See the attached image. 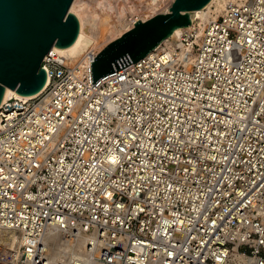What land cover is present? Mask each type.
Wrapping results in <instances>:
<instances>
[{
    "label": "built area",
    "instance_id": "built-area-1",
    "mask_svg": "<svg viewBox=\"0 0 264 264\" xmlns=\"http://www.w3.org/2000/svg\"><path fill=\"white\" fill-rule=\"evenodd\" d=\"M204 14L95 86L100 49H50L1 101L0 264H264V0Z\"/></svg>",
    "mask_w": 264,
    "mask_h": 264
},
{
    "label": "water",
    "instance_id": "water-1",
    "mask_svg": "<svg viewBox=\"0 0 264 264\" xmlns=\"http://www.w3.org/2000/svg\"><path fill=\"white\" fill-rule=\"evenodd\" d=\"M72 1L0 0V103L6 87L22 96L42 90L47 78L42 58L52 46L67 47L78 35ZM210 1L172 0L166 12L137 19L90 61L91 83L146 56L176 29L189 26L195 10Z\"/></svg>",
    "mask_w": 264,
    "mask_h": 264
},
{
    "label": "bare ground",
    "instance_id": "bare-ground-1",
    "mask_svg": "<svg viewBox=\"0 0 264 264\" xmlns=\"http://www.w3.org/2000/svg\"><path fill=\"white\" fill-rule=\"evenodd\" d=\"M96 1V0H95ZM123 1V0H122ZM214 0H211L210 2L207 3V5L204 7V8H201V9H197L195 10V13L193 14L192 16V19H194L195 17L198 18V17H201V18H204L205 17V14H204V11L206 8H208L210 6V4L213 2ZM115 2V1H114ZM136 2V1H135ZM160 2V1H159ZM172 0H168L166 3H165V8L163 7V12H166L171 4ZM79 3V4H78ZM139 3V2H138ZM136 4V3H135ZM140 4V3H139ZM138 4V5H139ZM156 4V2H155ZM159 4V3H158ZM92 5V3H91ZM133 5V3H132ZM219 6L221 4H218ZM135 6V5H134ZM92 7H94L92 9ZM90 6L89 3H85L84 1L81 2V0H73L71 5H70V11L73 12L76 17L78 18V21H79V32H78V35L75 39V41L67 46V47H56V46H52L51 50H55L57 51L58 53L66 56L70 62H75L76 60H79L80 56L82 53H84V51H86L87 49H89L90 47H94L96 49H99L98 45H101L103 43V41H101L99 39V36H100V26L97 24L98 23V19L100 18V10H104V9H110L111 7V4H110V1L109 0H98V2L96 1L95 2V5L93 6ZM115 4L113 6V9L115 10ZM123 7V6H122ZM122 7H118L117 9V13H120L121 11L124 10V8ZM126 7V6H125ZM151 7V6H150ZM127 8V7H126ZM128 8H129V12L130 10V7L128 5ZM152 8V7H151ZM139 9V8H138ZM137 10V9H136ZM107 10L104 11V14ZM128 11H126L128 13ZM133 10H131L132 12ZM135 11V10H134ZM133 11V12H134ZM111 12V11H110ZM124 12V11H123ZM130 12V13H131ZM140 12V11H139ZM103 13V12H102ZM101 13V14H102ZM115 13V12H114ZM113 15L115 17H118V15L114 14ZM107 14V13H106ZM121 14V13H120ZM125 14V13H124ZM137 14V13H136ZM135 14V15H136ZM139 14V13H138ZM147 13L143 14V11H142V15H146ZM150 14V13H149ZM103 15V14H102ZM101 15V16H102ZM130 15V14H129ZM107 16V15H106ZM122 16V15H121ZM124 16V15H123ZM131 16V15H130ZM137 16V15H136ZM135 17V16H134ZM138 17V16H137ZM145 17V16H144ZM148 17V16H147ZM103 18V17H102ZM107 18V17H106ZM133 18V17H132ZM120 19V18H119ZM138 18H135L132 20V23L135 22ZM145 19V18H144ZM144 19H141V20H144ZM108 20H111L110 18ZM112 20H117L118 19H113L112 17ZM112 23V24H111ZM87 25V26H86ZM110 25H111V32H112V35H114V30L116 29L117 25L116 22L113 23L112 21L110 22ZM109 25V26H110ZM89 26V27H88ZM185 28H189V26L185 27ZM123 29V28H122ZM127 29V28H126ZM183 28H178L176 29L173 33H172V36L173 38H175L176 36H178L180 34V32L182 31ZM108 31V30H107ZM117 32V31H116ZM106 33H109V32H106ZM122 32H120L117 36L115 37H118ZM116 34V33H115ZM112 36H108L106 38H108V41L107 39L105 38V40L107 42L111 41V39H114L115 37L113 38H110ZM110 39V40H109ZM104 44V43H103ZM83 62V61H81ZM12 95H15V96H22V95H19L15 92L14 89H11L9 87H6L5 90H4V94H3V97H2V100H5L7 99L9 96H12ZM17 240H19V238L17 237ZM55 249V252H54V255L53 257L50 258L51 261H61L63 258V256H65L66 254H69V253H74L76 250L72 247V245H66V246H59V247H56L54 248ZM78 249V248H77Z\"/></svg>",
    "mask_w": 264,
    "mask_h": 264
},
{
    "label": "rangeland",
    "instance_id": "rangeland-1",
    "mask_svg": "<svg viewBox=\"0 0 264 264\" xmlns=\"http://www.w3.org/2000/svg\"><path fill=\"white\" fill-rule=\"evenodd\" d=\"M85 2L86 4L87 3H89L90 4V6L92 7L93 5H95V2L97 1L98 2V0H81V2ZM110 1V4H111V7H110V9H102V10H100V12L103 14H101L100 13V18L98 19V25L100 26L99 28H100V36H99V39L101 40V41H103V43L101 44V45H98L99 47V49H102L108 42V38H106V37H108V36H112V37H110V38H113V37H115V36H117L120 32H125V31H127L129 28H131L132 27V25H133V23H132V20L133 19H135V18H138V19H147V18H149V17H151V16H153V15H155V14H157V13H160V12H163L164 10H163V7L165 8V3L168 1V0H109ZM115 1V2H114ZM136 1V2H135ZM160 1V2H159ZM140 4H139V3ZM155 2H156V4H155ZM91 3H92V5H91ZM132 3H133V5H132ZM136 3V4H135ZM159 3V4H158ZM79 4V3H78ZM114 4H115V10L113 9V6H114ZM139 4V5H138ZM128 5H129V7H130V9H131V7H132V9L131 10H135L134 12L132 11L131 12V10H130V12L128 11L129 10V8H128ZM135 5V6H134ZM123 6V7H122ZM127 8H126V7ZM152 8H151V7ZM219 6V5H218ZM218 6H217V10H218ZM118 7H122V8H124V12L123 11H121L120 13H117V9H118ZM94 7H92V9H93ZM139 8V9H138ZM95 9V8H94ZM137 9V10H136ZM105 10H107L106 12H105V14H104V11ZM111 11V12H110ZM126 11H128V13L126 12ZM140 11V12H139ZM142 11H143V14H145V13H147L146 15H142ZM115 12V13H114ZM107 13V14H106ZM113 13L116 15H118V17H115L114 15H113ZM125 13V14H124ZM137 13V14H136ZM139 13V14H138ZM150 13V14H149ZM131 16H130V15ZM138 16H136V15ZM102 15V16H101ZM107 15V16H106ZM122 15V16H121ZM124 15V16H123ZM135 16V17H134ZM148 16V17H147ZM103 17V18H102ZM107 17V18H106ZM112 17H113V19H118V21L117 20H112ZM133 17V18H132ZM111 19V20H108V19ZM120 18V19H119ZM113 22V23H115L116 22V24H118L117 25V27H116V29L114 30V35H112V32H111V25H110V22ZM112 24V23H111ZM110 25V26H109ZM87 26V25H86ZM89 27V26H88ZM123 28V29H122ZM127 28V29H126ZM108 30V31H107ZM117 31V32H116ZM106 32H109V33H106ZM116 33V34H115ZM121 33V34H122ZM105 38L107 39V41L105 40ZM116 38V37H115ZM110 40V39H109ZM111 40H113V39H111ZM68 246V245H67ZM57 247H59V246H57ZM73 248H75L74 246H72Z\"/></svg>",
    "mask_w": 264,
    "mask_h": 264
}]
</instances>
